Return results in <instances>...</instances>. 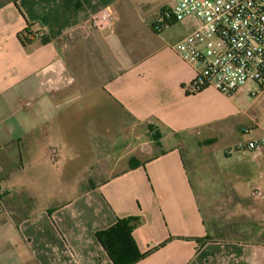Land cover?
Listing matches in <instances>:
<instances>
[{
  "label": "crops",
  "instance_id": "0c3cea01",
  "mask_svg": "<svg viewBox=\"0 0 264 264\" xmlns=\"http://www.w3.org/2000/svg\"><path fill=\"white\" fill-rule=\"evenodd\" d=\"M108 6L118 13L132 4L0 0V264H114L97 234L127 218L139 219L133 236L139 250L150 253L137 264H264V223L263 240L247 239V225L219 223L209 213L213 202H207L216 195L215 207L221 205L223 212L252 205V192L264 186V156L228 151L229 161L242 165L239 170L230 173L229 166H222L206 179L191 152L186 157L178 140L167 137L219 129L220 119L210 105L225 95L214 88L191 94L196 73L175 50L187 27L173 24L156 31V13L133 40L117 31V21L112 31L81 29ZM28 28L31 43L24 45L20 34ZM38 33L44 37H33ZM92 49L113 54L112 73L98 72ZM105 104L120 114L115 131L126 130V119L134 128L154 123L164 135L161 143L166 138L172 146L145 160L130 156L133 163H142L136 168L128 160L121 170L103 169L112 162L105 146L110 147L107 138L113 129L96 124L85 142L88 160L79 174L84 181L74 183L75 192L58 201L56 195L65 193L57 189L58 184L63 187L57 182L63 170L53 177L41 158H50V150L57 147V163L80 159L83 154L70 140L73 123L79 122L83 109L103 110ZM260 128L258 123L254 127ZM250 132L242 127L243 134ZM263 136L264 127L255 138ZM188 162L198 169L194 174L199 186ZM229 229L243 238H227ZM208 236L210 241L198 243Z\"/></svg>",
  "mask_w": 264,
  "mask_h": 264
},
{
  "label": "rangeland",
  "instance_id": "374dc122",
  "mask_svg": "<svg viewBox=\"0 0 264 264\" xmlns=\"http://www.w3.org/2000/svg\"><path fill=\"white\" fill-rule=\"evenodd\" d=\"M175 1L177 0H131L132 7L130 9H127L124 6L118 9V20H116L117 31L122 34V36H124L125 33L129 34L127 37L133 40L135 37H138V34L141 32L143 27L148 28L145 20L149 22L151 19H153V15L158 13L162 6L173 4ZM102 52L103 51L99 49H92L90 51V53H92V62L97 68L98 72L102 73L103 71H110L112 73V68L115 64V58L111 52L108 53L105 50L103 53L107 56L106 59L104 58ZM225 96L223 100H217L215 105H210L212 106L210 110L215 114L216 117L220 119L218 121V125H216L219 127V129H211L209 132H201V134H195L194 136H188L185 133L180 134L179 137H176L172 134L167 136L170 138V140H178L176 144L180 145L186 157H189L191 152V157L193 158L195 167L197 166L203 170L206 179L209 178L208 176H210V173L213 174L218 170L221 171L222 166L224 170V166H229L227 171L230 173L237 172L239 167L242 165H240L238 161L235 160L229 161V159L226 157V152H232L234 150L237 151L236 147L239 142H246L263 133L264 92H262V94L258 97H253L252 92L248 88H242L236 95L234 94L232 96ZM105 105L106 109L103 110L90 111L88 109H83V112L78 116L79 122L77 124L76 122L73 123V135L70 137V140L77 146L78 151L83 154L80 159L73 162L66 161L65 164H62L61 162L54 163L48 157H39L43 161V166L46 172L52 174L53 177L55 176L54 174L58 172L60 167L61 170L59 172H62L63 170L61 173L62 175H60L59 179H57V182H61L63 187L58 184L57 189L59 192H63L64 190L65 193H58L56 195L58 201L69 198V195L75 192V185L77 182L84 181L81 177H79V174L81 167L83 168V166L86 165L84 162L86 159L88 160L86 155L88 146L85 144V142L90 139L89 133H91V130L94 129L96 124L101 126L104 125L106 129L108 128L110 130L117 125L116 119L120 118V114L115 112V108L109 106L108 104ZM80 106L81 105H79V107ZM255 122L261 126L260 129H254V127L257 126V123ZM125 123L126 130H123V127L116 131L113 129L111 131V136L107 138L110 139L108 141V145H110V147L105 146V150L108 149V151H110L109 153L111 154L112 162L103 165V169H107L106 167L108 166L112 170H121L128 165L130 156L134 155L133 157L137 156L140 159L145 160L155 156L163 149H168L172 146L171 143H173V141H170V143L166 138L162 143L160 142V145H158V142L154 140L155 138L153 137V132L150 130L154 123L150 124L146 122L141 125H136V128H134L135 126H128L130 123L129 119H126ZM242 127L249 129L251 132L249 134H243ZM133 128L134 130H131ZM220 128L224 129L220 130ZM93 134L95 135L94 132ZM98 139L101 140L104 138L98 137L97 140ZM206 140H214L216 142L213 145L205 146L203 142ZM46 142L48 143V140ZM57 149L60 151L59 148ZM39 154L40 156H43L42 153ZM244 154H247L248 157L253 155V153L249 152H244ZM115 158H120L122 161L115 163ZM129 161L131 164L133 161H135V158H131ZM230 163L233 165H230ZM188 166L190 175L197 186L199 181L195 178L194 171L198 169H195L192 162H188ZM96 167L99 166L96 165ZM29 175H31V173H29ZM102 180L104 179H95L96 182ZM262 180L264 181V177ZM85 182H88V180ZM71 184L73 185L71 186ZM83 184L84 182L80 184L81 188L83 187ZM66 186L68 189L65 188ZM250 187L251 186H249V188ZM257 189L264 193V186H260ZM78 190L81 189L78 188ZM216 197V195L208 196L207 202H213L212 207L214 210L212 212L210 211L209 213L215 217L219 223L223 222V224H226L227 227H237L235 224L245 226L247 225L246 227L250 233L245 236V238L254 239L255 241L261 240L263 238L261 236V232L263 230L262 225L264 223V200H255L252 198L253 204L251 203L252 205H249L245 209L242 208V210L223 212L221 211V205H216L217 207H215ZM220 197L222 196H219V198ZM205 198L206 196H203L202 198L204 202H206ZM228 231L231 233L227 236V238H243V235H241L239 231H234L231 229ZM251 234L252 236L249 237Z\"/></svg>",
  "mask_w": 264,
  "mask_h": 264
},
{
  "label": "built area",
  "instance_id": "2783aa9c",
  "mask_svg": "<svg viewBox=\"0 0 264 264\" xmlns=\"http://www.w3.org/2000/svg\"><path fill=\"white\" fill-rule=\"evenodd\" d=\"M116 20V9L108 6L88 18L81 29L112 31ZM173 24L188 29L175 50L196 73L191 94L205 88L228 96L241 88H249L253 97L264 92V0H177L160 8L154 29ZM236 150L264 156V136L242 142ZM49 155L52 162L58 161L57 148ZM252 197L263 199L264 193L256 189Z\"/></svg>",
  "mask_w": 264,
  "mask_h": 264
},
{
  "label": "trees",
  "instance_id": "16d2710c",
  "mask_svg": "<svg viewBox=\"0 0 264 264\" xmlns=\"http://www.w3.org/2000/svg\"><path fill=\"white\" fill-rule=\"evenodd\" d=\"M17 2V0H15ZM31 32L28 28L24 33L20 34V39L24 45H29L31 43L30 37ZM44 37V35H43ZM47 42V40H44ZM208 88L202 89L197 93H200ZM153 132L154 140L160 145L161 140L164 135L161 133L158 125L151 126L150 129ZM179 137V134H174ZM142 165V163H131V168H136ZM139 219L137 218H127L118 220L117 224L112 228L99 232L97 234V239L104 247L108 253L110 259L114 264H137L146 258L150 253L143 254L134 239L133 233L135 227L138 225ZM212 238L208 236L204 240H198V243L203 244L204 242L210 241Z\"/></svg>",
  "mask_w": 264,
  "mask_h": 264
}]
</instances>
